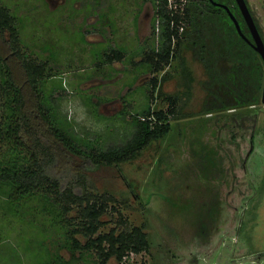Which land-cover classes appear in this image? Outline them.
<instances>
[{
    "label": "rangeland",
    "instance_id": "374dc122",
    "mask_svg": "<svg viewBox=\"0 0 264 264\" xmlns=\"http://www.w3.org/2000/svg\"><path fill=\"white\" fill-rule=\"evenodd\" d=\"M248 3L264 35V0ZM1 4L19 17L20 35L28 44L24 52L47 62L50 77L42 85L53 90L52 99L59 97V116L85 141L108 147L126 140L134 130V113L148 103L145 90L155 93L153 109L168 111L177 100V115L171 116L166 137L130 161L100 166L87 176L88 184L116 198L104 215L103 232L116 227L120 217L131 225H145L150 250L131 254L125 264H264L263 103L244 111L204 113L206 73L189 52L185 55L195 81L187 102L179 58L159 73H140L132 88L135 70L126 58L97 65L104 51L118 46L140 58L144 43L154 35L153 0H0ZM168 72L172 77L161 86ZM154 76L161 87L155 92L149 83ZM124 109L128 113L122 116ZM70 165L85 168L81 158L66 156L62 166ZM63 178L69 181L72 173ZM42 205L40 212L25 215V223V212L18 215L14 204L11 213L0 210V264L55 261L64 229L52 227ZM59 251L70 259L68 249ZM85 258L97 262L94 252ZM109 264L118 263L112 258Z\"/></svg>",
    "mask_w": 264,
    "mask_h": 264
},
{
    "label": "trees",
    "instance_id": "16d2710c",
    "mask_svg": "<svg viewBox=\"0 0 264 264\" xmlns=\"http://www.w3.org/2000/svg\"><path fill=\"white\" fill-rule=\"evenodd\" d=\"M174 1L171 4L170 0H153L154 35L144 43L138 60L132 55L133 50L130 53L118 46L112 47L111 51L106 49L103 61L97 65L126 58L134 65L132 88L140 73H159L171 65L175 57L179 58L186 79L187 102L193 94L195 81L185 55L189 52L206 73L202 82L206 91L204 113L244 111L261 104L264 60L240 35L227 10L211 0ZM214 1L229 6L243 32L253 41L237 1ZM250 10L264 39L260 24ZM18 21L19 17L14 16L8 6L0 5V43L5 47L0 46V210L11 213L14 204L18 215L25 212L21 219L25 223L28 222L26 214L38 213L39 207L46 205L42 212L45 219L52 218L48 219L52 227L64 229V242L53 254L55 261L49 264H91L85 258L88 252L96 253L97 262L92 264H109L112 258L118 264H125L131 254L150 250L145 225H131L120 217L116 227L103 232L104 215L113 208L109 204L116 202V198L107 191H98L96 185L88 184L87 176L100 166L130 161L153 141L166 137L172 129L171 116L177 115V100L171 101L173 106L168 111L153 109L151 99L155 93L147 94L145 90L148 103L134 113V130L126 140L108 147L85 141L66 118L59 116V97L52 99L53 90L48 92L42 85L50 77L47 62L24 52V46L28 44L20 35L21 23ZM137 66L141 68L137 69ZM171 77L169 72L166 73L161 86ZM158 80L155 76L150 80L151 91L159 89ZM171 98L168 95V99ZM127 113L126 109L121 112L122 116ZM66 156L81 158L85 168L72 165L65 168L62 161ZM70 173L72 178L65 182L63 177ZM48 220L45 221L49 224ZM61 248L70 251V259L64 258L59 251Z\"/></svg>",
    "mask_w": 264,
    "mask_h": 264
},
{
    "label": "water",
    "instance_id": "95a60500",
    "mask_svg": "<svg viewBox=\"0 0 264 264\" xmlns=\"http://www.w3.org/2000/svg\"><path fill=\"white\" fill-rule=\"evenodd\" d=\"M214 4L219 5L224 7L227 12L229 13V16L231 17V19L233 20V22L235 23L238 32L240 33V35L245 38L249 43H251V45L261 54L263 60H264V39L261 36V33L257 27V24L255 22V19L251 13V10L247 4L246 0H236L238 6L240 7V10L242 12V15L251 31L252 37H253V41H251L246 34L243 32V29L241 27V24L239 22V20L237 19V17L235 16V14L231 11V9L229 8V6H227L226 4L211 0ZM262 103L264 104V90H263V98H262Z\"/></svg>",
    "mask_w": 264,
    "mask_h": 264
},
{
    "label": "built area",
    "instance_id": "2783aa9c",
    "mask_svg": "<svg viewBox=\"0 0 264 264\" xmlns=\"http://www.w3.org/2000/svg\"><path fill=\"white\" fill-rule=\"evenodd\" d=\"M182 2H186V0H181ZM171 4H173L175 1L174 0H170Z\"/></svg>",
    "mask_w": 264,
    "mask_h": 264
}]
</instances>
